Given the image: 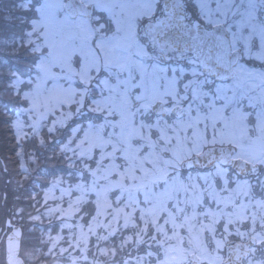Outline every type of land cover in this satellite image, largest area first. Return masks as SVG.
<instances>
[{
  "label": "snow or ice",
  "instance_id": "6c2138e0",
  "mask_svg": "<svg viewBox=\"0 0 264 264\" xmlns=\"http://www.w3.org/2000/svg\"><path fill=\"white\" fill-rule=\"evenodd\" d=\"M0 126L4 264H264V0H0Z\"/></svg>",
  "mask_w": 264,
  "mask_h": 264
},
{
  "label": "trees",
  "instance_id": "16d2710c",
  "mask_svg": "<svg viewBox=\"0 0 264 264\" xmlns=\"http://www.w3.org/2000/svg\"><path fill=\"white\" fill-rule=\"evenodd\" d=\"M14 141L12 140V134L3 126H0V155L2 157L11 156V149ZM9 169L13 168L11 162L8 164ZM10 176L6 175L4 180L5 187L1 189L0 185V222L5 220L10 212L17 206L24 207L26 203V193H20L17 191L15 184L9 183ZM31 190V189H28ZM39 189H37L38 191ZM4 195L7 199H4ZM17 195L25 197L24 200L18 201L16 199ZM5 256L3 251L0 250V264H4Z\"/></svg>",
  "mask_w": 264,
  "mask_h": 264
},
{
  "label": "rangeland",
  "instance_id": "374dc122",
  "mask_svg": "<svg viewBox=\"0 0 264 264\" xmlns=\"http://www.w3.org/2000/svg\"><path fill=\"white\" fill-rule=\"evenodd\" d=\"M5 176L6 175L0 174V185H1V189H3L5 187V185H4Z\"/></svg>",
  "mask_w": 264,
  "mask_h": 264
},
{
  "label": "flooded vegetation",
  "instance_id": "af4514ba",
  "mask_svg": "<svg viewBox=\"0 0 264 264\" xmlns=\"http://www.w3.org/2000/svg\"><path fill=\"white\" fill-rule=\"evenodd\" d=\"M0 158H1V156H0Z\"/></svg>",
  "mask_w": 264,
  "mask_h": 264
}]
</instances>
